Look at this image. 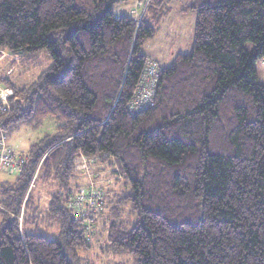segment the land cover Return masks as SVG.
<instances>
[{
    "label": "trees",
    "instance_id": "16d2710c",
    "mask_svg": "<svg viewBox=\"0 0 264 264\" xmlns=\"http://www.w3.org/2000/svg\"><path fill=\"white\" fill-rule=\"evenodd\" d=\"M126 1L132 15L118 10ZM172 1L0 0V56L20 57L0 75L9 92L0 154L14 163L0 170L16 174L0 181V264H83L86 219L101 217L104 254L132 264H264V0H190L181 8L196 15L190 51L167 66L150 58L153 105L133 111L149 59L142 46ZM48 117L54 132L26 152L8 144ZM95 157L122 188L88 209L73 201V180ZM37 182L55 186L46 210L54 237L26 229L36 225Z\"/></svg>",
    "mask_w": 264,
    "mask_h": 264
},
{
    "label": "rangeland",
    "instance_id": "374dc122",
    "mask_svg": "<svg viewBox=\"0 0 264 264\" xmlns=\"http://www.w3.org/2000/svg\"><path fill=\"white\" fill-rule=\"evenodd\" d=\"M129 2L130 1H126L125 3L129 4ZM189 3L190 0H173L171 2V12L163 18L158 32L142 46L141 50L144 54L149 56L148 60L152 58L161 66H167L171 63L175 54L187 53L190 51L196 15L194 11L181 10V8H185ZM12 59H16L18 61L16 64H19V56L16 57L8 52H4L0 56V75H9V71H12L10 68L14 69L9 65L10 63H8ZM8 65L10 68H7ZM42 69H44V65L40 64L27 74L37 75ZM256 71L258 82L264 85V59H260L256 63ZM14 73L17 74L21 81L25 82V80H27L26 76L23 75V73L21 74L19 69ZM14 73L13 76H15ZM54 124V119L48 117L38 129L20 128L15 130L9 136L7 142L14 147L17 152H26L31 143L35 142L46 133L54 132ZM76 168L77 173L75 174L73 183H75L77 187L79 186V194L77 192L73 194V201L76 202V199H80V202L87 203L88 209L90 206H94L96 201L98 202V207L101 208V196L103 194L108 192L109 195H114V193L119 192L122 188L121 179L118 175L113 173L111 165L101 162L100 158H86L85 161L79 163ZM15 176V173L12 174L0 170V181H12ZM54 190V184L42 185L40 182L36 183L33 196L34 205L37 206L35 210L38 211V215L35 217L36 225L31 224L26 227L28 231H34L33 226H35L40 233L48 237H54L56 235V225L48 218L46 212L51 192ZM79 201L77 200L78 203ZM85 210L84 208L82 212ZM101 220H103V217L98 220L99 225H96V223L91 225L90 219H86L87 228L90 231V238L88 237V244L90 246L82 255L84 258L83 264H132V259L126 255L104 254L101 247H103V239H105L106 233L105 229H102ZM21 230H23V226Z\"/></svg>",
    "mask_w": 264,
    "mask_h": 264
},
{
    "label": "built area",
    "instance_id": "2783aa9c",
    "mask_svg": "<svg viewBox=\"0 0 264 264\" xmlns=\"http://www.w3.org/2000/svg\"><path fill=\"white\" fill-rule=\"evenodd\" d=\"M142 1L143 0H136V4L140 6L142 5ZM147 2L148 0H146V3ZM145 4L143 5L142 10L144 9ZM157 71H158L157 63L152 60H147L144 70L135 88L134 97L130 101L129 108L131 110L137 111L153 105ZM8 94L9 92L6 88L0 89V98L5 99L8 96ZM3 150L8 152V149H6V147H2L1 152H3ZM6 154L4 155L2 153L0 154V164H3L5 168L11 171L14 168V163L10 161L9 159L10 157Z\"/></svg>",
    "mask_w": 264,
    "mask_h": 264
},
{
    "label": "crops",
    "instance_id": "0c3cea01",
    "mask_svg": "<svg viewBox=\"0 0 264 264\" xmlns=\"http://www.w3.org/2000/svg\"><path fill=\"white\" fill-rule=\"evenodd\" d=\"M132 6H133L132 2H130L129 4H120L118 10L128 12L129 15H132L133 14Z\"/></svg>",
    "mask_w": 264,
    "mask_h": 264
},
{
    "label": "bare ground",
    "instance_id": "6f19581e",
    "mask_svg": "<svg viewBox=\"0 0 264 264\" xmlns=\"http://www.w3.org/2000/svg\"><path fill=\"white\" fill-rule=\"evenodd\" d=\"M143 72V71H142ZM142 74V73H141Z\"/></svg>",
    "mask_w": 264,
    "mask_h": 264
}]
</instances>
